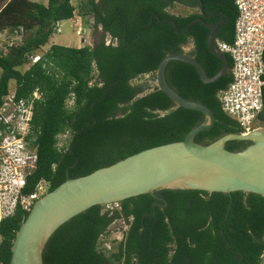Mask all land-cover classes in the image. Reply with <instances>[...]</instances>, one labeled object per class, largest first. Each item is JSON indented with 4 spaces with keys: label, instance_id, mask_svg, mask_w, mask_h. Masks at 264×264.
<instances>
[{
    "label": "trees",
    "instance_id": "trees-1",
    "mask_svg": "<svg viewBox=\"0 0 264 264\" xmlns=\"http://www.w3.org/2000/svg\"><path fill=\"white\" fill-rule=\"evenodd\" d=\"M73 0H0V33L22 28L18 46L0 53V109L15 84L17 100L33 101L37 169L25 193L46 182L48 193L68 179L87 176L144 150L183 141L200 125L203 114L176 106L156 83L163 59L188 55L215 76L224 63L208 49L210 23L223 24L216 40L233 43L238 9L234 0H85L81 17L101 28L99 42L80 48L51 45L23 71L57 34V25L76 14ZM218 14L214 20L199 12L170 13L176 5ZM177 23L175 29L174 23ZM109 39V41H108ZM229 72L204 84L193 66L168 63L169 86L186 100L200 102L215 115V125L195 142L209 145L227 134H241L239 123L226 114L219 93L232 81ZM264 59V57H263ZM147 79L143 80L145 77ZM264 80V77H263ZM74 95L70 110L66 101ZM257 121L264 128L263 110ZM69 130L70 146L56 148V137ZM247 141H230L226 149L243 150ZM121 210L94 206L62 225L43 251L44 264H262L264 258V197L235 192L207 193L163 189L120 203ZM29 212L18 209L0 224V264H10L12 246ZM123 219L128 226L121 242L104 248L111 228Z\"/></svg>",
    "mask_w": 264,
    "mask_h": 264
},
{
    "label": "water",
    "instance_id": "water-1",
    "mask_svg": "<svg viewBox=\"0 0 264 264\" xmlns=\"http://www.w3.org/2000/svg\"><path fill=\"white\" fill-rule=\"evenodd\" d=\"M202 14L204 5L202 4ZM175 29L177 23L173 22ZM209 52L224 66L213 77L184 51L167 55L156 73L158 89L176 106L204 115V121L193 128L183 141L144 150L109 167L76 179H68L39 199L16 234L10 264H44L43 251L54 233L72 218L94 206L121 203L156 191L196 190L207 193L235 192L264 197V128L250 134H227L209 145L195 142V137L210 130L216 122L213 112L200 102L186 100L167 83L165 70L169 62L181 61L197 71L204 84L218 81L229 72L226 54L216 46V35L223 26L207 25ZM193 48V44H189ZM230 141H247L241 151L226 149ZM264 264V258L262 261Z\"/></svg>",
    "mask_w": 264,
    "mask_h": 264
},
{
    "label": "built area",
    "instance_id": "built-area-1",
    "mask_svg": "<svg viewBox=\"0 0 264 264\" xmlns=\"http://www.w3.org/2000/svg\"><path fill=\"white\" fill-rule=\"evenodd\" d=\"M238 9L235 34L232 44L216 40V48L228 54L232 61V81L228 88L219 93L223 111L235 119L243 135L260 128L255 125L263 110L264 90V0H234ZM77 15L69 20L74 23ZM63 23V22H62ZM62 23L58 24L59 33ZM0 53L18 46L23 40L22 28L9 34ZM42 55L30 57L28 67L35 64ZM148 78V76H147ZM157 85V82L155 83ZM40 96L36 91L31 100H17L15 92L5 97L0 109V224L12 217L18 209L30 212L34 204L48 193L49 185L41 181L32 193L26 194L28 178L36 171L38 153L36 132L32 124L34 116L33 101ZM73 94L66 101L72 109ZM56 148L64 153L70 146L72 135L69 130L56 137ZM105 211L121 210L120 203L108 204ZM128 226L123 219L114 223L111 236L104 240V248L112 250L113 241L121 242ZM1 242V236H0Z\"/></svg>",
    "mask_w": 264,
    "mask_h": 264
},
{
    "label": "rangeland",
    "instance_id": "rangeland-1",
    "mask_svg": "<svg viewBox=\"0 0 264 264\" xmlns=\"http://www.w3.org/2000/svg\"><path fill=\"white\" fill-rule=\"evenodd\" d=\"M35 2L42 3L46 5L48 3V0H31ZM85 0H73V6L76 9V15H77V20L74 23L71 22H64L62 24V27L56 35H54L49 44L46 45L42 51L39 53L40 55L44 54L51 45H60V46H65V47H75V48H80L83 46H93L97 42H99V38L101 34H97L94 36V33L92 32V25H93V20L91 17L87 16L86 18L81 17V3ZM197 10L193 9H188L181 7L179 5H176L174 9L170 10L171 14L178 15V16H186L190 13H197ZM100 32V31H99ZM10 36L9 34H4V36H0V48H2ZM191 46L187 45L184 48V51L188 53L191 50ZM28 69V66L23 68V71ZM147 79L145 77L143 80ZM15 90V84H11L10 91L13 93ZM256 126H259V122H255Z\"/></svg>",
    "mask_w": 264,
    "mask_h": 264
},
{
    "label": "flooded vegetation",
    "instance_id": "flooded-vegetation-1",
    "mask_svg": "<svg viewBox=\"0 0 264 264\" xmlns=\"http://www.w3.org/2000/svg\"><path fill=\"white\" fill-rule=\"evenodd\" d=\"M195 1H199V0H195ZM179 5V4H178ZM179 6H181V7H184V6H182V5H179ZM184 8H188V7H184ZM188 9H191V8H188ZM195 10H197L199 13H200V15L202 16V18H204V19H208V20H214V19H216V17H218V14H216V13H214V14H211V15H207L206 14V12H205V9H204V14H202V8H200V10H198V9H195ZM93 24H94V22H93ZM210 25H214V26H218V25H220V24H217V23H210ZM93 26V25H92ZM220 29V28H219ZM100 31V32H99ZM92 32L94 33V36H96L97 34L99 35V34H102V30H101V28H97V30H95L93 27H92ZM100 39V38H99ZM98 39V40H99ZM108 41H109V39H108Z\"/></svg>",
    "mask_w": 264,
    "mask_h": 264
},
{
    "label": "crops",
    "instance_id": "crops-1",
    "mask_svg": "<svg viewBox=\"0 0 264 264\" xmlns=\"http://www.w3.org/2000/svg\"><path fill=\"white\" fill-rule=\"evenodd\" d=\"M65 22H66V21H65ZM68 22H69V21H68ZM63 23H64V22H63ZM63 23H62V24H63ZM78 48H79V47H78ZM256 122H258V121H256ZM259 127H260V125H259ZM260 128H262V127H260Z\"/></svg>",
    "mask_w": 264,
    "mask_h": 264
}]
</instances>
